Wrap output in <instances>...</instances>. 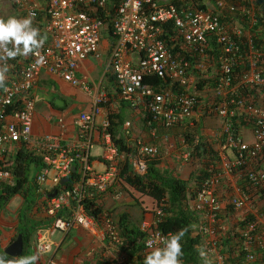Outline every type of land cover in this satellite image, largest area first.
<instances>
[{
    "label": "built area",
    "instance_id": "1",
    "mask_svg": "<svg viewBox=\"0 0 264 264\" xmlns=\"http://www.w3.org/2000/svg\"><path fill=\"white\" fill-rule=\"evenodd\" d=\"M10 1L20 19L31 18L44 39L38 55L0 59V67L8 69L0 88V159L14 143L23 141L42 163L41 171L33 176L38 197L33 212L40 211L45 216L42 220H47L35 234L38 260L58 264L57 234L76 227L94 232L99 227L109 241V251L114 252L112 264H128V255L121 249L123 239L108 213H104L101 227L85 211L84 203L103 206L107 197L120 201V187H128L121 177L125 161L129 159L134 173L144 176L151 161H162L166 156L155 144L158 141L163 140L181 166L190 164L192 149L187 140L181 135L176 142L168 132L180 126L192 129L204 125L205 119L213 116L221 122L210 138L216 146L210 155L215 166L206 169L208 176L201 188L186 202L196 214L194 234L201 237L206 255L216 254L219 217L225 214L224 222L229 220L233 213H225L227 206L234 211L248 210L239 222L249 216L255 221L241 231L236 229L244 253L242 262L264 264V214L254 209L258 199L264 200V67L259 66L264 62V23L257 30L259 39L253 33L258 15L264 19V0H215L213 10L208 7L210 0ZM175 1L185 7L178 9ZM99 12H107L109 22L97 16ZM230 15H238L242 26L232 28L222 21ZM168 22L179 31L181 47L193 60L174 53L162 39V26ZM109 25L113 40L105 74L110 72L115 81L111 93L117 94L116 104L126 103L145 122L147 135L155 142L137 139L132 122L126 119L117 139H122L129 154L120 151L110 131V92L93 77L78 76L85 61L102 59L100 44ZM210 38L215 40L216 55H212ZM3 55L0 51V57ZM242 62L246 67L235 80V70ZM43 75L57 77L90 97V111L75 121L74 141L68 139L63 119L58 120L63 128L60 133L33 136L37 101L32 92ZM148 75L163 84L145 85ZM209 92L213 96H205ZM18 102L22 108L9 115L8 109ZM96 146L101 149L97 155ZM95 161L103 168H97ZM73 173L77 174L74 182L70 181ZM11 176L6 165L0 166V182L11 184ZM63 180L67 182L61 184ZM69 182L71 186L64 187ZM230 185L237 194L225 200L219 190ZM162 216L163 208L157 207L152 219H144L140 225L148 253L161 245V237L169 235L155 228ZM220 228L227 232L224 225ZM149 240L153 248L146 247ZM216 258L218 264H224L220 252Z\"/></svg>",
    "mask_w": 264,
    "mask_h": 264
},
{
    "label": "trees",
    "instance_id": "2",
    "mask_svg": "<svg viewBox=\"0 0 264 264\" xmlns=\"http://www.w3.org/2000/svg\"><path fill=\"white\" fill-rule=\"evenodd\" d=\"M175 4L178 9H183L185 7V5L181 2L179 3L175 1ZM201 7L206 9V6L202 5ZM97 16L105 19L106 23L109 22L110 17L107 12H99ZM258 18L259 23L253 30L257 39H259V33H257V30L264 23L263 18L259 17V15ZM225 20L226 19H222V21ZM240 21L242 25V19H240ZM162 28V39L165 41L167 46L172 48L174 53L193 60V58L190 57V53H187L184 49H182L179 31L175 28L174 24L172 22H168L163 24ZM107 32L112 38L111 25L108 26ZM209 41L211 43L210 49L212 51V55H216L217 47L213 44L215 40L210 38ZM259 66L264 67V62L259 63ZM245 67L246 64L243 62L237 66L235 70L237 77L235 80L239 79V72ZM111 79L114 81L113 76H111ZM203 83L199 85V89L203 88V85H205V83ZM144 84L160 87L163 82L156 76L148 75L144 78ZM1 85L2 84H0V88ZM176 90L177 89L175 87L174 91ZM247 93L251 94V92ZM109 97L110 101L107 105V110L109 112V120L111 122L110 131L114 135L120 151L129 154L131 152L130 149L124 145L122 139H117L121 125L126 118L129 117V105L124 102L122 105H118V103L116 104V102L119 101L116 93H109ZM51 103L53 107L58 109H62L64 107H58L54 100ZM21 108V103H15L8 109V114L11 115L14 111ZM132 113H134V111ZM205 116L207 117L208 115L206 114ZM142 124L143 128L146 129L144 121H142ZM202 127L203 125H197L192 129L189 128L190 130L183 133V137L187 140L192 149V161L188 165L193 169L188 176L177 173L175 166L171 169L161 168V160L151 161L148 171L144 176H139L134 173L129 159L125 161L121 170V177L128 187L133 188L142 195L152 198L156 204V208L160 206L163 208V216L160 217L157 227H155L157 230H160L164 234H171L180 230H185V236L181 241L183 249V264H207L204 260V256L206 254L203 249L202 239L198 235L194 234L196 214L186 204L189 197H195L197 191L201 188L203 180L208 176L206 169L212 165L215 166V159L210 158V155L214 154L212 150L213 143H211L210 138L207 140L201 134V136L199 135ZM176 129L179 128L170 130L168 134L171 133L172 137L177 142L180 133ZM7 158L8 157L5 155L4 159L0 160V166L8 164L6 165V169L10 171L12 175V183L9 184L8 182H0V217L2 214H5L6 208L15 197L19 196L22 199V204L15 213V223L12 227L15 237L10 241V244L14 242L19 235H22L24 250L20 258L26 255L32 256L35 254V251L33 253L32 250H34L36 231L39 228L44 227L47 222L42 219H36L32 213L38 198L33 185V176L35 173L41 171L42 163L41 160L34 154L33 150L23 141L14 143L11 146L10 157L8 159ZM76 179L77 174L73 173L70 177V181L74 182ZM70 186L71 183L69 182L66 183L64 187ZM84 208L85 211L90 216L95 218L99 222L100 226L103 227L105 213L104 207L96 206L91 202H85ZM112 213L113 211L110 213L108 212V217L113 220L119 231L120 237L123 239L121 249L128 255V264H143L145 256L149 253L145 249L146 235L140 230V218H132L131 216L125 217L123 215L117 218L115 215H112ZM225 213H232L230 206H227ZM224 216L219 217L220 220L217 224L219 245L223 247L221 252L223 256L225 253L229 255L228 259H230L232 264H244L241 262L244 253L242 251V243L239 233H235L233 236L229 231L223 232L221 231V228H219L221 227L222 222H224ZM254 221L255 218L253 216H249L244 221H240L236 225L237 229L241 231L245 229L249 223ZM106 240L108 244L109 241L107 238ZM29 248H32V250L29 251ZM0 256H3L5 260L12 261L13 264H15V261L19 259L5 255L4 249L1 248V237ZM102 260H99L97 264H112L110 258H107L104 261Z\"/></svg>",
    "mask_w": 264,
    "mask_h": 264
},
{
    "label": "crops",
    "instance_id": "3",
    "mask_svg": "<svg viewBox=\"0 0 264 264\" xmlns=\"http://www.w3.org/2000/svg\"><path fill=\"white\" fill-rule=\"evenodd\" d=\"M0 1H3V0H0ZM169 1L171 0H160L161 3H168ZM231 1L238 2L239 0H231ZM38 4L42 5V2L38 1ZM215 4H216L215 0L208 1V7L212 10L215 9ZM4 5L0 4V19L6 20L9 17H16L20 19V15L18 11L16 10V8L13 7V5H12V8H9ZM226 24L232 28L233 27L238 28L242 26L238 15L227 16ZM112 40L113 38H110V36L106 38L104 35L101 41V44H100V50L102 52V59L100 61H95L92 59L85 61L80 67L79 72H78V76L81 79L93 77L94 80H96L95 79L96 74L93 76L92 70H96L99 68L102 69L103 74H102V77L99 74L98 82H102L104 87L110 93L115 88V81H112L111 79L112 75L110 74V72L105 74L106 72L105 65H106V62L109 56ZM32 93L34 96H36V101H37L36 102L37 112H36L34 128H33V136L39 137L45 134L60 133L61 131H63V128L59 125L58 120L63 119L64 125L66 127L65 132L68 135V139L70 141H74L76 133H77L75 121L78 119V117L82 113H86L90 111V108H91L90 107L91 106L90 97L87 94L81 92L80 90L65 83L63 80L57 77H52L48 75H43V77L37 84V88ZM53 100L55 101L58 107H63V106L64 107L62 109L53 107L51 103ZM39 116H41L40 119H39ZM137 117L138 119L136 120V124L142 127L141 129L134 127L137 130L134 132V134L136 135V132H137V134L140 133L138 135H141L147 138L148 137L147 130L143 128V124H142V121L139 119V116ZM203 127L202 129H200L199 135L201 134L204 138L208 140L209 138L212 137V134L214 133V131H216V129L204 130ZM178 128L179 129H176V130H178V132L180 133V136L182 135V137H183V133H185L187 130H190L186 126H180ZM247 133H248L247 136H249L250 135L249 130ZM169 135L172 136L171 133H169ZM147 141L152 144L155 143L151 141L149 137L147 138ZM155 144H158L159 147L161 146L160 147L161 150L166 155L164 156L165 157L164 159L168 158L170 161L174 162L175 164L180 165V163L177 162L173 158V153L169 154L167 150V145H165L163 140L158 141ZM213 147L214 149L216 148V146H213ZM10 149L8 153H6V156L8 158L10 157ZM100 152H101V149L96 146L94 150L95 155L100 154ZM2 159H4V157ZM94 164L96 165V167L99 166L97 161H95ZM5 165H8V164H5ZM164 166L165 164L162 162L161 168H165V169L173 168L172 165L168 167H164ZM186 167L187 165L184 168ZM237 184L240 187H242L241 182ZM219 193L221 197H224L225 200H229L231 195L235 193V190L230 185V187L227 189H220ZM103 207L106 213L108 212L110 213L111 211H113L112 215H115L117 218H119L122 215L125 217L131 216L132 218L139 217L140 224H141L143 219H152L153 213L150 214L149 210L151 209L154 211L156 209V204L154 200L150 198L149 196L142 195L138 193L136 190H134L133 188L127 187L125 194L123 193V197L120 201L115 202L110 197H107L106 200L104 201ZM135 207H137V210ZM39 213L40 211L38 213L36 212V214L34 213V217L36 219H43L40 217ZM230 219L233 220V217L230 216ZM261 219L264 221V217ZM45 221L47 220L45 219ZM9 225H10L9 227L11 228L13 227L12 226L13 224H9ZM6 234H8L7 231L1 236V248L2 249L6 248L4 247V244H3L4 238L8 237L6 236ZM55 241L57 242V248L55 252L56 260L58 258L59 253L63 250H66V252L69 253L74 258V260H72L70 264H97L99 260L103 259L102 261H104L107 258L111 259V257L112 258L115 257L114 252L111 250L109 251L107 240L104 238L103 232L101 231L99 227H97L94 232H90L86 229L76 227L72 229L69 233L61 234V237L59 239L57 238V240ZM32 251L34 253V250ZM35 264H43V263L42 261L36 260ZM60 264H68V263L65 260H62Z\"/></svg>",
    "mask_w": 264,
    "mask_h": 264
},
{
    "label": "clouds",
    "instance_id": "4",
    "mask_svg": "<svg viewBox=\"0 0 264 264\" xmlns=\"http://www.w3.org/2000/svg\"><path fill=\"white\" fill-rule=\"evenodd\" d=\"M43 43L44 39L40 35L39 29L33 26L31 18L9 17L6 20L0 19V51L4 53L0 59H14L18 55L27 56L30 53L38 55L37 50L43 46ZM42 60L43 57H41ZM7 70V66L0 67V84H3ZM184 236L185 230L171 233L161 237V245L154 248L151 240L146 241V247L153 248V250L145 256L143 264H183L181 241ZM36 260L38 257L35 253L32 256L19 257L15 264H35ZM0 264H13V262L0 256Z\"/></svg>",
    "mask_w": 264,
    "mask_h": 264
},
{
    "label": "rangeland",
    "instance_id": "5",
    "mask_svg": "<svg viewBox=\"0 0 264 264\" xmlns=\"http://www.w3.org/2000/svg\"><path fill=\"white\" fill-rule=\"evenodd\" d=\"M226 1L230 2L231 0H226ZM0 4L1 5H4L5 4L4 6H7L9 8H12V3H11L10 0L0 1ZM104 35H105L106 38L109 37V34L107 32H105ZM92 73H93V76L96 74V76H95V79L96 80L95 81L98 82L99 81V74L102 77L103 70L99 68V69H96V70H92ZM111 92H113V90ZM207 95L213 96V93L212 92L206 93L205 96H207ZM132 112H133L132 110L131 111L129 110V112H128L129 113L128 114L129 117H127L126 119L127 120H130L132 122L133 131L135 132L137 130L134 127L138 128V129H141L142 126L136 124V120L138 119V117H137L138 115L136 113H132ZM40 118H41V116H39V119ZM220 124H221V122H219L217 120V118L211 116V118H206L205 119V123H204L203 129L204 130H207V129H216L217 130V129H219V127H220L219 125ZM161 133H163V132H161ZM138 134H140V133H138ZM138 134L136 132V136H138L137 139H140L141 138V140L147 141V138H145V137H143L141 135H138ZM162 162L165 164L164 167H168L170 165L175 166L176 167V172L179 173V174H183L185 176H188L190 174V172L192 171V169H193L192 167H189V165H187V167L184 168L185 166L183 167V166H181V164L180 165L179 164H175L174 162L170 161L168 158L164 159ZM97 168L101 169L102 167L99 165V166H97ZM126 188L127 187H125V186H123V187L121 186L120 187L121 191L124 194H125ZM20 204H22L20 197H17L15 199H13L11 201V203L9 204V206L6 208L5 214H2L1 217H0V237L6 231L8 233V234H6V236L9 237V238L8 237L7 238H4L3 237L4 238V240H3L4 247H7L10 244V240H12L15 237L14 236L15 233H12L13 231H12V228L9 227L10 226L9 224H13L14 225V223H15V213H16V210L20 207ZM254 206H255L254 207L255 213L257 211L259 213V215L260 214H262V215L264 214V200L263 199H258L254 203ZM135 208L137 210V207H135ZM149 211H150V214H152L155 210L153 211V210L150 209ZM232 213L233 214H231V217H233V220H231L232 218L231 219L229 218V220L228 221H225L224 223H222V225L225 226L226 231H229L230 233H233V232L234 233H237V230H236L237 229V226L236 225L239 223V220L238 219L241 218V217H243L244 215H247L248 214V210H246V211H234L232 209ZM35 214H36V212H35ZM39 214H40V217L43 218L42 217L43 214L42 213H39ZM33 215H34V212H33ZM44 218H45V216H44ZM60 237H61V234H57L54 239L57 240V238L59 239ZM222 249H223V247L221 245H219V247H218V249L216 251V254H218L219 252L222 254V252H221ZM31 250H32V248H29V251H31ZM216 254L215 253H212V254H209V256L208 255H205L204 256L205 262L207 264H218L217 263ZM27 256L28 255H26L24 257H27ZM228 257H229V255L225 253V255L223 256V258H224V264H232L230 262V259H228ZM62 260H65L68 264H70L72 262V260H74V258L69 253H67L66 250H63L58 255V258H57L58 264H60V262ZM241 262H242V260H241Z\"/></svg>",
    "mask_w": 264,
    "mask_h": 264
},
{
    "label": "water",
    "instance_id": "6",
    "mask_svg": "<svg viewBox=\"0 0 264 264\" xmlns=\"http://www.w3.org/2000/svg\"><path fill=\"white\" fill-rule=\"evenodd\" d=\"M73 171H75V167L73 168ZM65 182H67V180H63L61 184H64ZM55 195L56 193H54L52 197H54ZM23 250H24L23 237L22 235H19L13 243H11L8 247L4 249V253L7 256L19 258L22 255Z\"/></svg>",
    "mask_w": 264,
    "mask_h": 264
}]
</instances>
